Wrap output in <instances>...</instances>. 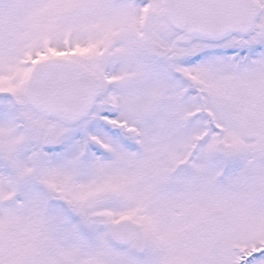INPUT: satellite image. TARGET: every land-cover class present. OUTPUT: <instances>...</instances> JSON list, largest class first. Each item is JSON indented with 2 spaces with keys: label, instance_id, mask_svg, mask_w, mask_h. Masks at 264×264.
<instances>
[{
  "label": "snow or ice",
  "instance_id": "snow-or-ice-1",
  "mask_svg": "<svg viewBox=\"0 0 264 264\" xmlns=\"http://www.w3.org/2000/svg\"><path fill=\"white\" fill-rule=\"evenodd\" d=\"M0 264H264V0H0Z\"/></svg>",
  "mask_w": 264,
  "mask_h": 264
}]
</instances>
